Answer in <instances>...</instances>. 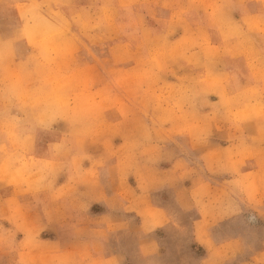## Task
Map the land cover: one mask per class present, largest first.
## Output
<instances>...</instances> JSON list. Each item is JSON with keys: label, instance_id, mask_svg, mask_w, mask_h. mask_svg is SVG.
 Listing matches in <instances>:
<instances>
[{"label": "clouds", "instance_id": "9594fccd", "mask_svg": "<svg viewBox=\"0 0 264 264\" xmlns=\"http://www.w3.org/2000/svg\"><path fill=\"white\" fill-rule=\"evenodd\" d=\"M22 4L0 40V264H120V225L91 205L164 189L205 217L264 216V0ZM198 241L199 264H264V241Z\"/></svg>", "mask_w": 264, "mask_h": 264}, {"label": "crops", "instance_id": "0c3cea01", "mask_svg": "<svg viewBox=\"0 0 264 264\" xmlns=\"http://www.w3.org/2000/svg\"><path fill=\"white\" fill-rule=\"evenodd\" d=\"M18 31L13 30V34ZM219 143L221 147L227 146L225 141ZM161 191L166 197L156 206H136L134 210L124 211L121 207L111 210L108 206L91 205V215L97 218L108 216L114 224L120 225L109 234L105 258L115 257L120 264H199L209 255L198 241L202 231H206L215 245L239 241L243 246L251 245L255 254L261 251L264 216H259L261 220L257 226L243 225L230 235L223 229L232 217L229 214L205 217L196 210L184 212L171 191ZM245 209L240 205L236 213Z\"/></svg>", "mask_w": 264, "mask_h": 264}, {"label": "rangeland", "instance_id": "374dc122", "mask_svg": "<svg viewBox=\"0 0 264 264\" xmlns=\"http://www.w3.org/2000/svg\"><path fill=\"white\" fill-rule=\"evenodd\" d=\"M25 10L22 4V0H7V2L0 8V28L3 33L0 34V40H13L14 37L19 33L22 21L25 16ZM18 29L19 31L13 34V30ZM18 46V45H16ZM85 166H87V161L84 162ZM129 184L132 187H135L134 181L130 178ZM166 196L162 194V191L153 193L147 201L141 203L137 206H156L160 200L164 199ZM95 206H107L104 202H98ZM179 206V205H178ZM189 212V211H184ZM238 212V208H232L228 212L224 214H229L230 220L226 223L227 225L223 228L225 233H229L230 235L235 234L238 229L244 226H253L258 225L259 214L256 211H253L250 208H246L245 211Z\"/></svg>", "mask_w": 264, "mask_h": 264}]
</instances>
